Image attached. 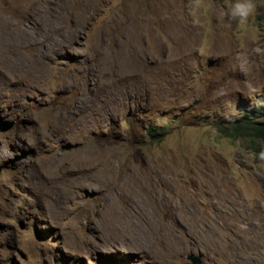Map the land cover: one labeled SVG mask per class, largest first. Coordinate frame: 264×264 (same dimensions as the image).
Wrapping results in <instances>:
<instances>
[{"label":"rangeland","instance_id":"rangeland-1","mask_svg":"<svg viewBox=\"0 0 264 264\" xmlns=\"http://www.w3.org/2000/svg\"><path fill=\"white\" fill-rule=\"evenodd\" d=\"M236 2L0 0V264H264V158L216 128L264 103Z\"/></svg>","mask_w":264,"mask_h":264},{"label":"clouds","instance_id":"clouds-1","mask_svg":"<svg viewBox=\"0 0 264 264\" xmlns=\"http://www.w3.org/2000/svg\"><path fill=\"white\" fill-rule=\"evenodd\" d=\"M252 5L250 3V0H237L236 3L233 4L232 8L230 9L229 15L231 17H240V18H244L248 15V13L251 11ZM260 98L257 97L256 98V102L260 101ZM244 114L243 117L240 118V120H237L235 123H230V122H223V123H218L216 125V128L219 129L220 127H227L231 132H234V128L233 126L238 122V121H247V120H251V123L253 126H260V124L258 122L264 121V103H262L259 106V109H257L256 107H253L251 105H249L248 103H246L244 105ZM166 126V125H163ZM170 128L169 126H166V128ZM252 129H247L246 132L249 134V136L245 135L242 137H235L234 135H229L231 137V139L234 140H245L248 137H252L255 139H252L251 141L253 142V144L257 145V149L262 150V152L260 154H257L259 157L264 158V144L260 143V141L263 142L264 138H262L261 136H257L255 134H252L251 132ZM222 131V130H221ZM251 132V133H250ZM223 136L227 135L226 133H224L223 131L220 132ZM259 143V145H258ZM252 144V145H253ZM255 147V146H254ZM254 147L252 146L253 150Z\"/></svg>","mask_w":264,"mask_h":264},{"label":"trees","instance_id":"trees-1","mask_svg":"<svg viewBox=\"0 0 264 264\" xmlns=\"http://www.w3.org/2000/svg\"><path fill=\"white\" fill-rule=\"evenodd\" d=\"M260 124V126H253L251 123V120H247V121H238L234 126V132H231L227 127H220V130H222L224 133H226L227 135H234L235 137H242V136H249V134L246 132L247 129H252L251 132L252 134H255L257 136H261L262 138H264V121L258 122ZM250 132V133H251ZM143 136L141 137V139L139 140V143H141L142 146H147L150 143H162L167 141V139H170V128H166V126L163 125H153V124H149L147 126L144 127L143 131H142ZM133 138L131 139H127V140H123V141H132ZM260 143L264 144V140L263 142L260 141ZM254 146V151L257 154H260L262 152V150L257 149L256 145L253 144Z\"/></svg>","mask_w":264,"mask_h":264},{"label":"water","instance_id":"water-1","mask_svg":"<svg viewBox=\"0 0 264 264\" xmlns=\"http://www.w3.org/2000/svg\"><path fill=\"white\" fill-rule=\"evenodd\" d=\"M197 262H199V260L198 259H194V263H197Z\"/></svg>","mask_w":264,"mask_h":264}]
</instances>
